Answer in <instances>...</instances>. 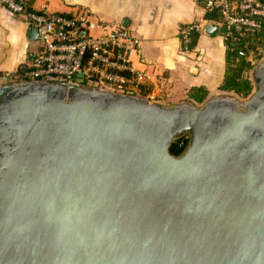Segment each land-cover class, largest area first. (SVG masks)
Masks as SVG:
<instances>
[{"label":"water","instance_id":"1","mask_svg":"<svg viewBox=\"0 0 264 264\" xmlns=\"http://www.w3.org/2000/svg\"><path fill=\"white\" fill-rule=\"evenodd\" d=\"M254 80L245 100L201 106L15 82L0 101V264H264V61Z\"/></svg>","mask_w":264,"mask_h":264},{"label":"built area","instance_id":"2","mask_svg":"<svg viewBox=\"0 0 264 264\" xmlns=\"http://www.w3.org/2000/svg\"><path fill=\"white\" fill-rule=\"evenodd\" d=\"M0 1L37 27L38 48L26 68L18 71L16 82H58L68 88L97 87L132 94L152 77L145 58L141 56L135 64L131 57L140 53L143 37L125 21L105 19L86 6L64 12L30 9L27 0ZM204 10L221 15L225 37L232 31L249 35L264 27V0H204ZM205 20L180 25L183 49L191 48L193 33L204 30ZM7 76L10 72L0 77Z\"/></svg>","mask_w":264,"mask_h":264},{"label":"crops","instance_id":"3","mask_svg":"<svg viewBox=\"0 0 264 264\" xmlns=\"http://www.w3.org/2000/svg\"><path fill=\"white\" fill-rule=\"evenodd\" d=\"M90 7L101 17L125 21L143 37L140 53L131 55L135 64L145 58L152 77L138 88V94L166 104L188 99L192 86L204 85L208 97L220 88L226 71V41L220 33L201 31L193 47L181 46L179 27L205 17L204 0H34L35 9L72 12L79 5ZM220 25V20H205ZM31 24L24 15L14 14L0 1V71L26 67L36 51L29 37Z\"/></svg>","mask_w":264,"mask_h":264},{"label":"trees","instance_id":"4","mask_svg":"<svg viewBox=\"0 0 264 264\" xmlns=\"http://www.w3.org/2000/svg\"><path fill=\"white\" fill-rule=\"evenodd\" d=\"M34 0H27L28 7L33 9ZM208 20H220L221 15L217 12H207L205 14ZM200 32H194L189 46L193 47ZM226 41V71L220 88L226 91L235 92L241 96H249L254 87L255 80L251 76L253 69L260 60V54L263 53L264 46V27L259 32L241 35L236 31L227 34ZM243 51V53H242ZM254 51L252 55L251 52ZM20 66L18 71H22ZM209 94V90L204 85L192 86L188 91V99L195 104L203 102ZM191 141V134L185 131L174 137L170 151L173 154H182Z\"/></svg>","mask_w":264,"mask_h":264},{"label":"rangeland","instance_id":"5","mask_svg":"<svg viewBox=\"0 0 264 264\" xmlns=\"http://www.w3.org/2000/svg\"><path fill=\"white\" fill-rule=\"evenodd\" d=\"M77 5H79V7L84 6V4H82V3H81V4H77ZM87 7H88V6H87ZM77 8H78V7H77ZM98 15H99V14H98ZM32 41L35 43V47H34V48H36V50H37L38 45H39L38 40H37V39H33ZM262 50H263V53L260 54V60L258 61V63L256 64V66H257L260 62L264 61V46H263ZM251 54L253 55V54H254V51H252ZM29 62H30V61H29ZM29 62L27 63V65L29 64ZM256 66H255L253 69H251V76H252L253 78H254V71H255ZM7 72H10V76H7V77H0V88L3 89V90H6V89H8L9 87H11V86L16 82V80L19 78V76H16L17 73H18V70H12V71H0V76L6 74ZM255 89H256V84H255V87H254L252 93H251L249 96H241V95H239V94H237V93H235V92H232V91H225V92L221 93V95L234 96V97L239 98L240 100H245V99H247L248 97H250V96L254 93ZM132 94H138V90L135 89V90H134V93H132ZM187 98H188V97H187ZM208 98H209V97H207L203 102L196 103V104L199 105V106H201V105H203V104L205 103V101H206ZM152 101H153V100H152ZM182 101H191V102H193V101L190 100V99H186V100H182ZM158 102H159V101H158ZM166 102H167V101H165V100L162 99V100H160L159 103L166 104ZM179 102H181V101H179ZM176 103H177V102H176ZM193 103H194V102H193ZM172 104H174V103H172ZM167 105H171V104H167Z\"/></svg>","mask_w":264,"mask_h":264},{"label":"flooded vegetation","instance_id":"6","mask_svg":"<svg viewBox=\"0 0 264 264\" xmlns=\"http://www.w3.org/2000/svg\"><path fill=\"white\" fill-rule=\"evenodd\" d=\"M9 90H10V87L8 88V89H6V90H3V89H1L0 88V101L4 98V97H10L11 96V94H9ZM183 132H185V131H183ZM183 132H180V133H178V134H181V133H183ZM177 134V135H178ZM176 135V136H177Z\"/></svg>","mask_w":264,"mask_h":264}]
</instances>
